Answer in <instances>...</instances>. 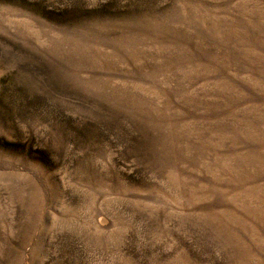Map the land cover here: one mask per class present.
<instances>
[{
  "label": "rangeland",
  "instance_id": "rangeland-1",
  "mask_svg": "<svg viewBox=\"0 0 264 264\" xmlns=\"http://www.w3.org/2000/svg\"><path fill=\"white\" fill-rule=\"evenodd\" d=\"M0 264H264V0H0Z\"/></svg>",
  "mask_w": 264,
  "mask_h": 264
}]
</instances>
